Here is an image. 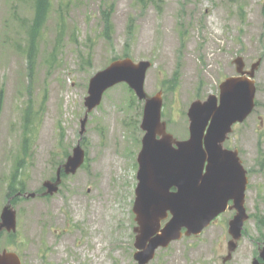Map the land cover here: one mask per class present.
I'll return each instance as SVG.
<instances>
[{
	"label": "rangeland",
	"instance_id": "rangeland-1",
	"mask_svg": "<svg viewBox=\"0 0 264 264\" xmlns=\"http://www.w3.org/2000/svg\"><path fill=\"white\" fill-rule=\"evenodd\" d=\"M111 3L108 39L101 10ZM29 15L22 0H0V212L29 105L38 111V129L24 192L42 193L43 181L54 178L64 151L71 154L78 140L85 159L52 195L13 202L17 230L13 237L2 232L0 247L15 251L23 264H137L132 205L143 102L126 83L115 84L88 112L80 138L89 79L116 58L150 61L144 89L162 92L167 130L185 139L190 103L218 96L241 56L246 69L261 63L255 107L225 142L238 150L248 178V218L237 246L224 259L233 214L226 210L198 235L158 248L147 264H251L264 242V0H53L31 72L22 23ZM170 80L174 88H167Z\"/></svg>",
	"mask_w": 264,
	"mask_h": 264
},
{
	"label": "water",
	"instance_id": "water-1",
	"mask_svg": "<svg viewBox=\"0 0 264 264\" xmlns=\"http://www.w3.org/2000/svg\"><path fill=\"white\" fill-rule=\"evenodd\" d=\"M236 75L228 76L219 85L218 96L193 100L188 109V137L179 140L167 131L161 119L162 92L147 94L145 74L151 63L135 62L130 57L116 58L94 73L84 98L86 107L80 119V138L85 131L87 114L101 102L104 92L124 82L143 102L139 123L143 131L137 153L136 186L132 212L136 225L133 258L137 264H147L158 248L183 235H198L222 212L235 210L228 220L227 256L231 258L248 218L245 201L247 171L236 148L223 146L233 124L242 122L255 107L254 74L261 59L248 69L241 56L233 60ZM85 154L78 142L65 161L58 165L55 178L44 180L42 195L57 192L62 174H73L84 163ZM34 197L35 192H17ZM13 196L6 199L0 212V233L16 231V210ZM229 201L231 204L229 205ZM162 221L164 223L162 224ZM260 259V260H259ZM259 259L252 264H264V242ZM0 264H21L16 252L0 247Z\"/></svg>",
	"mask_w": 264,
	"mask_h": 264
},
{
	"label": "trees",
	"instance_id": "trees-1",
	"mask_svg": "<svg viewBox=\"0 0 264 264\" xmlns=\"http://www.w3.org/2000/svg\"><path fill=\"white\" fill-rule=\"evenodd\" d=\"M24 3L30 6V19H22L23 25L26 27L27 39L25 45V53L30 66V72L33 70V64L35 61V56L38 51V42L40 36L43 33V29L47 19L50 16V13L53 10V0H22ZM113 10V3L104 7L101 10V19L103 25V36L105 38L110 37L112 32V19L111 13ZM90 59V56L87 57ZM88 63V61L86 60ZM167 88H174L175 81L170 80ZM1 90H0V108H1ZM138 114L141 112H137ZM38 111L33 109L30 105L24 109L22 114V127H21V141H20V149L19 153L16 155L13 168L11 173L9 174L6 181V194L8 196L13 195V202H16L17 199L21 198L16 195L17 192H24L25 187V174L26 170L29 166L28 159L30 158V148L32 143L34 142L35 134L38 129ZM68 153L65 150L64 156L67 157ZM9 236L13 237L14 234L8 233Z\"/></svg>",
	"mask_w": 264,
	"mask_h": 264
},
{
	"label": "flooded vegetation",
	"instance_id": "flooded-vegetation-1",
	"mask_svg": "<svg viewBox=\"0 0 264 264\" xmlns=\"http://www.w3.org/2000/svg\"><path fill=\"white\" fill-rule=\"evenodd\" d=\"M225 142H226V139H225V141L223 142V146L226 148V145H225ZM229 204H230V202H229ZM230 211H232L233 212V214H232V216L234 215V213H235V211L234 210H230ZM258 259H259V254H257V256H256ZM260 260V259H259ZM21 262H22V260H21ZM23 264V263H22Z\"/></svg>",
	"mask_w": 264,
	"mask_h": 264
}]
</instances>
